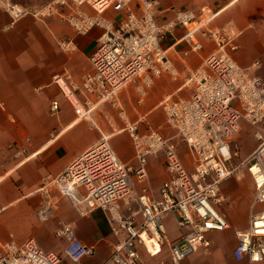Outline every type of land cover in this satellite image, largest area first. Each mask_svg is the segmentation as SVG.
<instances>
[{"label": "built area", "instance_id": "obj_1", "mask_svg": "<svg viewBox=\"0 0 264 264\" xmlns=\"http://www.w3.org/2000/svg\"><path fill=\"white\" fill-rule=\"evenodd\" d=\"M0 2L19 12L18 7ZM84 4L94 14L84 12L81 8ZM63 8L68 10L63 17L78 34H85L93 27L102 29L89 57L90 69L78 82L63 74L52 77L74 113L90 121L91 96L108 102L124 118L116 97L127 81L140 79L137 90L141 102L155 77L178 76L161 47V41L176 27L183 28L184 37L191 40L189 51L202 48L195 33L212 40L216 49L197 69L187 72L185 84L190 89L187 98L166 96L162 100L164 125L185 145L191 171L185 168L171 138L159 129L140 134L136 123L126 122L136 168L122 164L108 138L103 136L74 158L61 174L42 180L44 202L36 210L35 218L41 223L52 218L59 204L52 196L56 191L60 197L106 214L115 244L103 264H140L141 247L150 257L167 249L171 264H180L198 251L208 252L210 234L229 228L220 210L225 201L220 185L243 169L252 181V199L248 226L235 235L233 257L244 264H264V80L250 76L234 62L224 49L231 45L230 39L222 29L211 26L212 17L205 9L198 13L176 10L173 18L165 21L157 19L162 12L158 0H50L26 11L42 18L61 13ZM106 11L121 12L123 16L114 22L104 17ZM58 47L69 52L75 46L71 40L64 39L58 41ZM78 93L84 96L83 101ZM59 108V102L51 100L49 114L56 116ZM242 122L252 128L256 145L234 165L240 148L233 138L241 130ZM158 153L164 155L167 178L159 188L158 197H152L146 187H137L132 174L138 181L145 179L147 159ZM79 189L84 191V196L78 199ZM131 202L137 205L136 211L129 207ZM123 208L129 214H124ZM165 215L174 217L181 233L176 243L167 237L162 223ZM55 237L67 241L62 254L42 251L31 240L21 245L8 242L0 245V264H63L65 261L82 264L94 253L93 248L80 243L70 224L59 225Z\"/></svg>", "mask_w": 264, "mask_h": 264}, {"label": "crops", "instance_id": "obj_2", "mask_svg": "<svg viewBox=\"0 0 264 264\" xmlns=\"http://www.w3.org/2000/svg\"><path fill=\"white\" fill-rule=\"evenodd\" d=\"M6 3V0H0ZM161 13L159 21L173 18L174 11L189 9L195 13L205 9L211 15V26L222 29L231 45L224 47L234 62L250 76L264 80V0H158ZM11 5V4H10ZM13 5V4H12ZM15 13L0 2V245L13 242L21 245L31 240L40 250L62 254L67 246L64 238H56L55 231L61 224H70L80 243L94 250L92 257L82 264H103L109 257L115 239L110 233L106 214L100 209H89L67 197H60L58 208L52 218L41 223L35 212L44 202L41 194L42 180L61 174L71 161L103 136L108 138L121 163L137 166L131 139L125 129L126 122L136 123L137 131L145 134L156 128H163L165 111L162 100L168 96L174 99L187 98L189 87L185 84L188 71L197 69L202 60L216 46L212 40L195 33L202 48L189 51L191 40L184 37L185 30L176 27L161 41L166 57L178 72L177 77L162 74L155 77L146 88L139 102L137 85L139 78L127 81L117 92L119 110L108 102L90 97L89 117H79L71 105L53 84L55 74L69 76L77 81L90 69L89 57L94 51L102 33L93 27L85 34H78L61 13L38 18L23 9ZM87 14L94 11L86 4L81 6ZM121 12L106 11L104 17L117 22ZM71 40L72 51H63L58 41ZM185 53H187L185 55ZM83 101L84 96L78 93ZM59 102V112L51 116L48 111L51 100ZM237 134V144L242 159L250 154L256 145L253 130L245 122L241 123ZM164 127L162 133L171 138L185 168L192 170L190 157L184 144ZM247 136V137H245ZM247 138L246 141L243 138ZM255 142V145H254ZM24 152L18 153L17 151ZM245 175V176H244ZM245 177L243 191L237 189V181ZM167 178L165 158L162 153L149 156L145 179L138 181L132 174L137 187H146L152 197H158L159 188ZM236 183V184H235ZM220 193L225 197L220 210L225 215L229 228L209 236L211 247L209 257L198 260L199 264H244L233 257L236 246L235 235L246 230L249 222V207L252 199V181L244 171L235 173L220 185ZM77 198L84 196L77 190ZM137 210L134 202L129 204ZM242 213L246 223L234 229L229 239L220 235L233 229L234 212ZM124 214H129L123 208ZM140 219V217H137ZM173 222L178 236L168 231L166 224ZM168 239L176 243L181 233L174 217H162ZM220 239V243L216 241ZM140 264H171L168 250L163 249L158 257H150L144 248H139ZM198 254L190 256L192 259ZM190 258V259H191ZM181 262L187 264L191 260ZM63 264H68L64 262Z\"/></svg>", "mask_w": 264, "mask_h": 264}, {"label": "rangeland", "instance_id": "obj_3", "mask_svg": "<svg viewBox=\"0 0 264 264\" xmlns=\"http://www.w3.org/2000/svg\"><path fill=\"white\" fill-rule=\"evenodd\" d=\"M48 1H50V0H6V2L9 5L10 4L11 5L13 4L15 7H19L16 4H21L24 10H35V9L41 7L42 5H45ZM164 127H165V125H163V128H159L158 127L156 129H159L162 132V129H164ZM170 134H173V132L171 131ZM245 137H247V136H245ZM245 137L243 138L244 141L247 140V138H245ZM233 140L237 143V134L234 136ZM254 145H255V142H254ZM240 152H239V156L236 157V158H234V165H237L239 163V161L242 159ZM241 172H242V174L244 173V171H241ZM245 180H246V178L245 177H242V178H240L237 181V184L235 183L236 186H237V189L239 191H243L244 190ZM245 223H246L245 216L242 213H237V209H236V211L234 212L233 219H232L233 229L230 230L227 233H224V234L220 235L221 238H224V239H225V237H226V239L231 238V236L234 234V229L237 228V227H239V226H241V225H244ZM166 227H167L168 231H171L173 233V235L178 236V232H177V230H176L173 222L169 221L166 224ZM216 242L217 243H220L221 241H220V239H218ZM209 253L210 252H199L198 251V252L195 253V254H198L196 257H194L193 259L191 257H189L185 261H187V260H189L191 258L192 260L190 259L191 261L190 262H187V264H199L198 260L201 259V256H203L204 258H208L209 257ZM195 254H193V255H195ZM156 257H158V256H156ZM156 257L154 256L152 258H156ZM185 261H183V262H185Z\"/></svg>", "mask_w": 264, "mask_h": 264}, {"label": "bare ground", "instance_id": "obj_4", "mask_svg": "<svg viewBox=\"0 0 264 264\" xmlns=\"http://www.w3.org/2000/svg\"><path fill=\"white\" fill-rule=\"evenodd\" d=\"M19 8V7H18ZM183 144V143H182ZM240 171H244L243 169H241V170H239L238 172H240ZM238 172H236V173H238Z\"/></svg>", "mask_w": 264, "mask_h": 264}]
</instances>
